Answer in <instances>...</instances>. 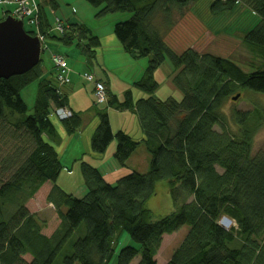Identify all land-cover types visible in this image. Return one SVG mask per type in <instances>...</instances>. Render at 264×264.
<instances>
[{
    "label": "trees",
    "instance_id": "trees-1",
    "mask_svg": "<svg viewBox=\"0 0 264 264\" xmlns=\"http://www.w3.org/2000/svg\"><path fill=\"white\" fill-rule=\"evenodd\" d=\"M36 1L42 51L46 40L53 39L64 46L75 45L90 63L99 45L97 36L86 24L67 20L57 19L62 30H56L44 10L46 5L56 8V0ZM86 1L101 7L96 17L130 13L125 21L115 22L114 36L125 53L149 60L143 75L134 81L149 96L135 101L131 90L124 92L122 101L106 94L105 85L89 73L93 84H103L107 95L105 107L95 103L92 107L98 124L90 148L104 153L115 138L112 156L126 167L143 143L150 156L148 169L133 170L110 184L98 169L81 162L87 193L76 198L54 186L47 200L53 203L59 223L45 235L44 221L26 203L44 183L54 182L62 168L56 150L44 137L55 134L49 115L54 117L56 108H66L68 96L57 82L55 65L50 76L41 78V59L22 75L1 78L0 264H108L115 256V264H129L137 256V264H159L155 256L163 236L183 226L187 232L166 264H264V152L253 151V138L264 125V108L254 105L230 114L223 110L232 93L264 95V0L210 3L213 13L230 11L241 3L258 15L256 24L244 33L255 61L258 57L248 73L229 59L192 47L177 52L167 45L164 37L184 17L189 3L197 0ZM166 60L174 70L172 87L182 94L179 100L153 96L158 87L154 72ZM33 81L37 90L30 109L21 91ZM109 106L136 114L144 135L141 141L123 130L113 133ZM59 121L69 134L81 128L78 113ZM165 179L176 210L155 219L146 203L156 184ZM223 217L233 224H220ZM122 234L138 245L116 250Z\"/></svg>",
    "mask_w": 264,
    "mask_h": 264
},
{
    "label": "rangeland",
    "instance_id": "rangeland-1",
    "mask_svg": "<svg viewBox=\"0 0 264 264\" xmlns=\"http://www.w3.org/2000/svg\"><path fill=\"white\" fill-rule=\"evenodd\" d=\"M210 3L211 0H197L195 2L189 3V7H187V11L184 17L179 19L174 28L169 32V34L164 37L167 45L177 52L185 49V47H192L200 53L208 52L223 59H229L231 62L236 64L244 73L251 72L252 70H254V66H256L258 62V57H256L257 60L255 61V55H253L249 46L244 42V33L250 30L254 26V24H256L258 15L256 13H253L247 6H245L244 4L242 5L241 3L237 4L230 11L213 13L212 11H210ZM58 4V8H54L53 11H50L51 9H49V6L45 8L47 9L46 12L48 22H50L53 27L56 24V19L62 21L68 19L72 20L73 18L78 17L89 27L97 29L99 28V30H101L104 35L105 33L107 35L111 33L114 36V32L112 29L115 22L125 21L130 16V13L128 12H115L114 14L110 13L104 15V17H96L95 14L100 10L101 7H92L87 3L86 0H59ZM120 17L123 19H119ZM63 48L65 49V51L63 52L65 56V63L67 64V58L70 62H74L75 64H77L76 69H80L81 74L85 79H82L83 81L79 80L77 82V85H80L78 89V91L80 92H76L82 96H87L88 93L89 95H91L92 100L95 104H97L98 107H105L106 105L104 104V101L101 103H97V97L95 95L96 86H94L93 88V81L88 79L87 76L85 77L86 74H89L90 70L86 69L85 66L80 62V60H82V58L80 57V55H82L80 50L75 45L64 46ZM51 49L52 48L50 47L48 50H45L42 53V63L46 67L50 65V62L52 66L54 65V62L50 58L49 54V50ZM58 52H60V54H63L61 51ZM53 55L56 54L53 53L52 57ZM128 58L129 61L127 62L126 59ZM104 60L107 62L105 68L106 70H108L107 73L109 74L110 83H112V89L120 95V101L124 100V92L127 90H131L134 101L139 99L141 96H149L147 93L143 92L142 90H138L134 86V81H136L143 75L144 70L149 62L147 57H138V59H135L127 54H123V56L117 55L115 60L113 58H110V56H106ZM141 66L143 67L142 69ZM67 67L68 69L65 73L69 79L68 64ZM83 70H85L86 72H84ZM172 70L173 67L172 64H170L169 60H166L160 68L155 70V80L158 82V87L153 93L154 97L158 96L159 98H161V100L172 97L176 100H179L181 98V92L172 87L171 81H169ZM98 73L103 74L104 78H106L105 73H103V68L99 66ZM36 83L37 81H33L31 85L29 84L22 90V98H24L27 107L30 109H32L31 107L33 106L35 99L34 96L37 88L35 86ZM237 93H239L240 96L236 99V101H233L231 97L235 96ZM75 98L80 97H76V94H73V98L71 97V99L73 100ZM227 99L228 100L223 107V110L227 114H230L233 110L237 109L245 111L247 109H250L254 105L264 108V95L262 94L236 92L232 93ZM114 112L115 111H110V114H115ZM92 114L94 115V109L88 110L87 114H85L84 117H86V119L88 120L92 116ZM111 120L113 126H115V129H117L116 125L120 124L121 122H123V126H125L124 124L126 121L124 120V118H122V120H118L116 118H113L112 115ZM253 141V151L264 152V125L259 127L257 133L253 138ZM115 145L116 139L114 138L107 147L108 150L106 153L112 154V150L116 148ZM82 148L83 143L81 140L76 151L79 149L83 150ZM68 150L69 152H71L73 149L68 147L67 151ZM68 154L63 157V160L68 156ZM110 159L111 158L108 157V160ZM113 160L114 162L116 161L115 159ZM149 160L150 156L148 155L146 147L142 143L139 145V147L136 148L135 152L132 155V158H129L127 166L120 169V174L112 173V175L108 177L109 182H114L116 178L122 177V175L128 174L133 170L144 173V171L148 169ZM107 163L109 162L107 161ZM218 170L221 171L220 168H218ZM78 180L79 177H73L71 183L78 182ZM155 188V194L149 198L146 206L152 211L154 218L156 219L173 212L174 210H176V208L175 204L170 198L169 187L166 179L159 181L156 184ZM40 206L42 207V209L39 211L40 219L44 221L45 225L42 232L48 236L58 226L59 220L57 214H55V209L53 210L51 207H48V205L44 201ZM220 224L224 226H230L231 224H233V221H229L228 219L223 217L220 221ZM186 232L187 226H183L179 228L177 232L165 235L166 237H164L163 239V244L158 251L159 257L157 262L163 263L162 261H166V259L169 258L173 250L181 241L180 239H182ZM128 240L129 243H131L133 246L136 247L138 245L137 243L130 240L129 237ZM126 244L123 242H119L116 250L120 247L126 246ZM115 262L116 256L113 257V259L108 264H115Z\"/></svg>",
    "mask_w": 264,
    "mask_h": 264
},
{
    "label": "crops",
    "instance_id": "crops-1",
    "mask_svg": "<svg viewBox=\"0 0 264 264\" xmlns=\"http://www.w3.org/2000/svg\"><path fill=\"white\" fill-rule=\"evenodd\" d=\"M58 1L59 0H56V3H57L56 8H58V6H59ZM12 7H13V5H11V4L0 5V17L6 16L5 14H7V16H8L9 13H7V12H8V10L12 9ZM46 7H48V5H46L45 8ZM45 8H44V10L46 12L47 9H45ZM49 9H51L50 11H53V9L50 8V6H49ZM119 19H123V18L120 17ZM63 21H65V20H63ZM67 21H69L71 24H73V23H78V24L84 23V24H86L84 21H81L78 17L77 18L75 17L72 20L68 19ZM89 29L92 31L94 36H97L98 41H99V45L95 48V58L90 63H88L86 61L83 54L80 55V57L82 58V60H80V62L85 66L86 69L90 70L89 73L93 74L96 80L101 81L105 85L106 94H108L110 96L115 95L119 101V100H121L120 95L117 94L112 89V83H110L109 74L107 73L108 70H106V68H105L107 65V62L104 59L106 58V56L107 57L110 56V58H113L115 60L117 55L123 56V54H127V55H129V54L125 53L122 50V46H121L119 40H117L115 38V36H113L111 33H109V35H107L105 33V35H104L103 32L101 30H99V28L97 29V28L89 27ZM45 44L47 46V48L45 50H48L50 47L52 48L51 50H49L50 51L49 52L50 58H51L53 53L60 54V52H58V51H61L62 53L65 51V49L63 48L64 45L57 43L53 39L52 40H46ZM42 53H43V51H42ZM42 53L40 54L41 55L40 65H41V70H42V75H41L42 77L41 78L48 77V76H50L49 74L52 73L51 62H50V65H48L47 67L45 65H43ZM60 55L64 57V53L60 54ZM50 61H51V59H50ZM66 61H67V64L69 65L68 75H69L70 81L68 84L63 86L61 88V90L64 94L66 93V96H68L67 107H69L72 110V112L79 114V117L81 118V128L77 132H75L73 134H69L66 132L65 128H63V125L61 124V122L57 118H54L51 115H49V118L51 119V123L53 125V128L55 129V134L53 136L44 137V139L47 140V142L53 146L54 150H56L58 160H60L62 168L58 174V177L56 178V180L54 182L48 181V182L44 183L38 189V191L36 192V195L34 197H32L31 199H29L28 202L26 203L29 211L31 213L36 214L38 217H40L39 211L42 209V207L40 205L43 203V201L48 205V207H51L54 210L53 203H51L50 201L47 200L49 192L54 186H57L58 189H60L62 192L66 193V194H72L76 198H81L82 196H84L87 193L86 186L84 184L83 179L81 178L82 177L81 172H80L81 171L80 170V163L81 162H86L89 165L91 164L96 169H98L100 174L103 176V178L110 184L114 183L120 177L116 178L114 182H109L108 177H110V175H112V173L120 174V169L122 168L118 165V163L116 161L114 162V160H113L114 158H112L113 153L112 154L106 153L108 149L104 153L97 154V153H94L92 151V149L90 148V139H91L90 137H91V134L93 133V131L95 130V128L98 124V118L92 114V116L87 120L86 117H84V116H85V114H87L88 110L92 109V107L94 106L93 105L94 101L92 100L91 95H89L88 93H87V96L86 95L82 96V95H79L77 93V92H80V91H78L80 85H77V82L79 80H82V79L85 80V79L83 78V75L81 74L80 69H76L77 64H75L74 62H70L67 58H66ZM126 61L128 62L129 58L126 59ZM98 66L103 68V73H105L106 78H104L103 74L98 73ZM79 68H80V66H79ZM142 68L143 67L141 66V69ZM83 71L86 72L85 70H83ZM172 72H173V70H172ZM172 72L170 74L171 76H172ZM171 76L169 78V81L171 79ZM154 80H155V73H154ZM36 85H37V83L35 84V86ZM93 88H94V84H93ZM93 88H92V93H93ZM36 90H37V88H36ZM73 94H76V97H80V98H75L72 100L71 97L73 98ZM141 97L144 98L146 96H141ZM21 98H22V91H21ZM156 98L161 100V98H159L158 96ZM107 111H108L107 114L109 115L110 126L112 127L113 133H115L119 130H123L126 134H128L129 136H132L137 141H141L143 139L144 135H143V131L141 130V127L138 123V118H137L136 114H134L131 110L130 111L124 110V109L116 110L113 107H109L107 109ZM110 111H115L114 112L115 114H112L113 118H116L118 120H120V119L122 120V118H124V120L126 121L124 124L125 126H123V122H121L120 124L116 125L117 129H115V126H113V124H112V120H111L112 115L110 114ZM81 140L83 143V148H82L83 150L79 149L76 151L78 144L80 143ZM68 147L73 149V150L71 152H69V150L67 151ZM114 150L115 149H113L112 152H114ZM134 152L135 151L132 152L130 159L132 158V155ZM71 153H73V154H71ZM66 154H68V156L63 160V157ZM108 157L111 159L108 160ZM107 161L109 163H107ZM69 164H71V165H69ZM146 171H147V169H146ZM77 173H79L80 175ZM73 177H79L78 182H72L71 183ZM164 237H166V236L164 235L163 239H164ZM163 239H162V244H163ZM119 242H123L125 244L126 243L131 244V243H129L128 236L126 234H122L118 238V240H117L118 245H119ZM158 251H159V249H158ZM158 254H159V252L155 256L156 262L158 261V257H159ZM168 259L169 258H167L166 261H162L163 263H159V262H157V263L166 264ZM138 260H139V256H137V258H135L129 264H137Z\"/></svg>",
    "mask_w": 264,
    "mask_h": 264
},
{
    "label": "water",
    "instance_id": "water-1",
    "mask_svg": "<svg viewBox=\"0 0 264 264\" xmlns=\"http://www.w3.org/2000/svg\"><path fill=\"white\" fill-rule=\"evenodd\" d=\"M41 51L39 38L28 34L21 20L11 15L0 20V79L32 70L40 62Z\"/></svg>",
    "mask_w": 264,
    "mask_h": 264
},
{
    "label": "built area",
    "instance_id": "built-area-1",
    "mask_svg": "<svg viewBox=\"0 0 264 264\" xmlns=\"http://www.w3.org/2000/svg\"><path fill=\"white\" fill-rule=\"evenodd\" d=\"M13 5L12 9L8 10L7 13L11 14L16 20H21L24 26L25 31L31 32L35 34L40 40V44H42L44 38L40 33H38L37 26V14H38V2L36 0H0V5ZM55 28L58 31L62 30L60 22L56 19ZM52 60L54 62L56 68L57 82L60 85H64L69 82V79L66 75V70L68 69L65 60L60 55H53ZM88 79L94 80L93 75L86 74ZM96 89L95 95L97 97V103L105 102L107 99V95L105 94V89L103 84L100 82H94ZM72 112L69 108L59 107L54 111L53 116L58 118L59 120H66V118H70Z\"/></svg>",
    "mask_w": 264,
    "mask_h": 264
},
{
    "label": "bare ground",
    "instance_id": "bare-ground-1",
    "mask_svg": "<svg viewBox=\"0 0 264 264\" xmlns=\"http://www.w3.org/2000/svg\"><path fill=\"white\" fill-rule=\"evenodd\" d=\"M42 48H43V44H41V50H42ZM69 83V82H68ZM68 83H65L64 85H62V86H65L66 84H68Z\"/></svg>",
    "mask_w": 264,
    "mask_h": 264
}]
</instances>
